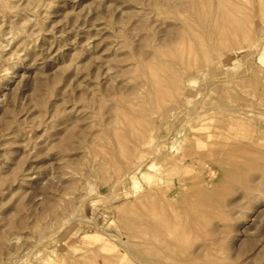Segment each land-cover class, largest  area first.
<instances>
[{
    "label": "rangeland",
    "instance_id": "obj_1",
    "mask_svg": "<svg viewBox=\"0 0 264 264\" xmlns=\"http://www.w3.org/2000/svg\"><path fill=\"white\" fill-rule=\"evenodd\" d=\"M0 264H264V0H0Z\"/></svg>",
    "mask_w": 264,
    "mask_h": 264
},
{
    "label": "bare ground",
    "instance_id": "obj_2",
    "mask_svg": "<svg viewBox=\"0 0 264 264\" xmlns=\"http://www.w3.org/2000/svg\"><path fill=\"white\" fill-rule=\"evenodd\" d=\"M221 4V3H220ZM232 10V9H231ZM233 13V12H232ZM224 16V15H223ZM228 20V19H227ZM234 22V21H233ZM158 88V87H157ZM164 91V90H163ZM69 222V221H68ZM65 228V227H64ZM60 231V230H59ZM55 236V235H54ZM48 238V237H47ZM56 238V237H55ZM48 240V239H47ZM46 241V240H45ZM47 242V241H46ZM139 255V254H138Z\"/></svg>",
    "mask_w": 264,
    "mask_h": 264
}]
</instances>
